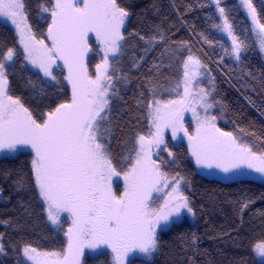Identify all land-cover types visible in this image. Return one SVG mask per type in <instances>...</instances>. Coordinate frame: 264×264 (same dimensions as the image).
I'll use <instances>...</instances> for the list:
<instances>
[{
    "label": "snow or ice",
    "instance_id": "snow-or-ice-1",
    "mask_svg": "<svg viewBox=\"0 0 264 264\" xmlns=\"http://www.w3.org/2000/svg\"><path fill=\"white\" fill-rule=\"evenodd\" d=\"M213 2L222 20L214 27L231 40L225 55L240 61L241 54L248 50L249 38L264 55V22L253 0H240L251 18V25L241 30L246 33L243 37L236 34L222 0ZM23 10V0H0V17L15 26L25 59L52 80L57 79L54 66L66 68L64 79L71 85V98L38 119L19 98L9 94L8 73L14 68L16 50L9 48L0 54V151L30 149L34 185L47 219L60 225L61 216L67 213L71 222L65 233L68 241L63 253L42 252L24 245L22 254L26 262L80 264L85 248L98 249L101 245L111 248L115 264H125L131 252L151 258L160 243L158 229L177 222L184 213L195 216L189 197L180 188L183 177L170 180L152 159L153 145L165 143L166 129H171L173 138L178 131L184 132L197 165L215 167L224 173L247 168L264 175V151H254L231 132L216 127V116L208 114L213 107L208 99L210 92L201 88L193 95L187 71L180 99L161 102L155 99L153 90L147 115L154 131L148 136H138L139 149L134 162L130 160L131 166L126 171H117L106 147L109 129L104 126L117 92L112 83L116 70L109 73L108 54L118 53L122 48L121 41L125 39L122 29L129 11L118 0H52L51 7H42L44 13L50 14L49 44L35 38ZM90 33L103 46L95 77L89 74L87 65L88 53L92 51ZM163 40L160 35L158 40L153 36L147 42L151 45ZM187 60L200 66L192 55ZM184 68H188L187 62ZM197 105L203 108V117L197 112ZM186 111H191L196 119L194 134L184 127ZM121 175L124 189L118 194L112 187V178ZM170 183L171 188L163 197H153V192H163ZM18 184L22 185L23 180ZM247 206L245 203L242 208ZM252 251L264 258V239L255 241ZM3 252L0 235V253Z\"/></svg>",
    "mask_w": 264,
    "mask_h": 264
},
{
    "label": "trees",
    "instance_id": "trees-1",
    "mask_svg": "<svg viewBox=\"0 0 264 264\" xmlns=\"http://www.w3.org/2000/svg\"><path fill=\"white\" fill-rule=\"evenodd\" d=\"M32 33L47 41L52 0H23ZM130 15L123 33L122 48L112 64L117 90L105 121L109 129L106 147L113 165L124 169V157L134 152L138 136L147 135L151 121L148 104L172 97L182 76L183 63L192 55L209 72L214 98L222 107L224 119L219 129L239 132L251 146L264 150V55L249 38V47L237 64L225 55L230 44L214 27L218 15L210 0H118ZM264 22V0H253ZM237 35H246L251 22L239 0H222ZM160 35L163 41L148 38ZM144 37L145 39H141ZM211 41V43H208ZM15 31L0 20V54L17 49ZM147 49V51H146ZM9 69V92L19 98L33 115L40 118L59 103L71 98L63 75L60 83L45 80L25 66L17 51ZM190 131V123L187 124ZM166 147L174 152V171L184 179L183 190L195 216H183L178 223L158 233L159 247L152 259L136 253L126 264H264L252 251L253 243L264 239V181L253 178L200 174L185 143ZM32 153L22 151L0 158V235L4 252L0 264H26L24 245L43 251L61 252L66 248L65 229H55L47 219L45 206L35 188L31 170ZM23 184H18L19 180ZM120 192V184H115ZM246 208H242L243 204ZM6 222V223H5ZM195 242L193 243V239ZM131 254V253H130ZM83 264H113L111 255L101 252L86 256Z\"/></svg>",
    "mask_w": 264,
    "mask_h": 264
},
{
    "label": "rangeland",
    "instance_id": "rangeland-1",
    "mask_svg": "<svg viewBox=\"0 0 264 264\" xmlns=\"http://www.w3.org/2000/svg\"><path fill=\"white\" fill-rule=\"evenodd\" d=\"M210 1H211V4L213 5L217 15H218L219 23H221L222 20L219 17V13L216 10V6H215L214 2H213V0H210ZM239 2H240V0H239ZM240 4H241V2H240ZM241 7H242L245 15L248 17V19L251 22V18L248 15L247 9L242 4H241ZM24 14H25V11H24ZM127 19H126V21H127ZM0 20L5 22L6 24H8L15 31L16 36H17V40H18V47L15 50H16V53H17V51H20V52L23 53L25 66H27L29 69L39 73L45 80L50 81L52 83H60L59 75H63V77L67 76V69L66 68H57V67L54 66L53 67V74L57 77V79L56 80H52L50 77H45L43 72L40 71V69L34 67L29 61H27L25 59L23 46L19 43V35L17 33V30H16L15 26L13 24H11L10 20H8L5 17H0ZM126 21H125V24H126ZM26 23L29 25L28 20H26ZM125 24H124V27H125ZM124 27L122 29V32L124 30ZM218 33L227 42H229V44L231 46L230 38L225 33L221 32L219 30H218ZM45 43H49L50 44V41L47 39V41H45ZM89 44H90V46L92 48V51L89 52L88 56H87L88 71H89L90 75L95 77V75L97 74L96 65L101 63V59H102V55H103V46L100 45L96 41L94 34H91V33L89 34ZM118 55H119V52L118 53H109L108 54L109 73L112 72V64H113L114 60L118 57ZM241 56H242V54H241ZM231 58L237 64L240 62V61H236L232 56H231ZM13 61H14V59H13ZM13 61H12V63H13ZM186 62L188 63V68L187 69L184 68V64ZM60 63H61L60 61H57V64H60ZM185 71H187L189 73V75H188V80L190 81L189 88H190V90H191L193 95H195L199 91V89H201V88L206 90V91H208V92H210V96H209L208 99L210 100V102L213 103V107L208 110V114L216 116V122L215 123H216V127L219 128L218 122L221 121L222 119H224L223 112H221L222 111V107H221L220 103L213 97L214 96V88H213L212 79L209 76L210 75L209 72L203 67V65L201 63H200L199 67H196L191 62H188V60L186 59V61L183 63L182 76H181L180 80L177 83V85L179 84V87H177V85H176L175 89L173 90L174 91L173 92L174 95L172 97L156 99V100H159L161 102H166L168 100H178V99H180L183 96L184 79H185L184 72ZM65 82L68 84V86L71 89V85L68 83V81L65 80ZM112 83H113V81H112ZM8 89H9V84H8ZM109 93L111 95V93H112L111 89L109 90ZM9 94H10V92H9ZM196 109H197V112L200 114V116L203 117V115H204L203 108L201 106L197 105ZM102 115H103V113H102ZM188 123H190V126H191L190 131L187 128V124ZM183 124H184V127L188 130L189 134H194L195 133L196 119L194 118V116H193L191 111H186V112L183 113ZM150 131H154V128L152 127V125L150 127ZM223 132H227V131H223ZM231 133L234 136H236L237 139L240 140L241 142L247 143L248 145L251 146V144L248 142V140L244 136H242L239 132L234 131V132H231ZM148 135H149V133L147 135H145V136H148ZM167 138H171V140H172V142H173V144L175 146L178 145L181 142L186 144V146H187V148L189 150V154H190L191 160L195 164V166L197 168V171L200 174H202V175H205L207 177H212V176L215 175V176H219V177H222V178H225V179L235 178V177H246V178H253V179H256V180H259V181H264V175H262L260 173H257V172H255L253 170L247 169V168H241L239 170H234V171H232L230 173H224L223 171H221L220 169L215 168V167L209 169V168L203 167L201 165H197L196 162H195V159L191 156V152H190V149H189V141L187 139V136L184 135V132L183 131H178L177 134H176V137L173 138L171 129H166L164 131V141H165V143L159 145L158 147L156 145H153L152 159L157 161V163L160 165L161 170L168 174V177H169L170 180H172L173 177H177L178 178V177H182V176L178 172L174 171V168L176 167V163L174 162V152H173V150L170 149L169 147H166V150H165V145H166ZM137 140H138V138H137ZM138 149H139V145H138V143L136 141V148H135L134 152L131 153L130 155H126L124 157L123 163H124L125 167H124L123 170L126 171L127 168L131 166L130 165V160H132L134 162L135 152ZM253 150L257 151V152L264 151V150H257L255 148H253ZM22 151H28V152L32 153V151L30 149H20V150H18L16 152H10L8 150H2V151H0V158H2V157H13V156H15L16 154H18L19 152H22ZM169 153H172V155H169ZM116 183L120 184V192L119 193H122L123 189H124V180H123V176L122 175L119 176V177H113L112 178V187H113V189L115 191H116V189H115V184ZM170 188H171V183L169 184L168 188L164 189L163 192H153V197L154 198L163 197L164 193L168 192L170 190ZM180 188H181L182 191L186 188V184H185L184 179L181 182ZM183 193H184V191H183ZM159 202L162 203V200H160ZM183 216H187L189 218H192V215L184 213V214H182L181 218L175 223L180 222ZM50 224L55 229L64 228L65 229V233H66L68 227H70L71 222H70V218L68 217V214L65 213V214H63L61 216L60 225H53L51 222H50ZM170 225H168L166 227L162 226L161 229H158V233H159L160 230L165 229V228L169 227ZM65 233H64V235H65ZM65 238H66V242H67L68 238H67L66 235H65ZM66 249H67V245H66V248L63 251H61V253H63ZM37 250L38 251H42V252H57V251H43V250H39V249H37ZM101 252L109 253L111 255L113 264H115V261L113 259L114 253L112 252L111 248L109 246H107V245H101L98 249L85 248L84 252H83V255L81 256V259H80V264H83V261H84L86 256H93V255L99 254ZM136 253H139V252H131V254L129 253L125 264L131 258V256H134V254H136ZM139 254L143 255L142 253H139ZM156 254H157V252L154 253L151 258H148V257H146L144 255H143V257L147 258V259H152V258H154V256ZM255 256H256V258L259 261H264V258H261V257L257 256L256 254H255ZM22 257H23V254H22ZM23 260L25 261L24 257H23ZM25 263L26 264H30V262H26V261H25Z\"/></svg>",
    "mask_w": 264,
    "mask_h": 264
}]
</instances>
